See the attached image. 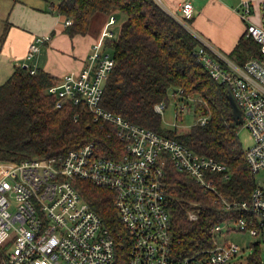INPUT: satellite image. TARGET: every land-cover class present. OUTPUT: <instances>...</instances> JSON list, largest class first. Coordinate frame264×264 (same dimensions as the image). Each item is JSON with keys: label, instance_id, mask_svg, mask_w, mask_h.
<instances>
[{"label": "built area", "instance_id": "1", "mask_svg": "<svg viewBox=\"0 0 264 264\" xmlns=\"http://www.w3.org/2000/svg\"><path fill=\"white\" fill-rule=\"evenodd\" d=\"M179 8L180 18L174 17L198 41L197 60L214 81L227 88L240 110L241 126L252 138L245 159L255 179L264 169V2L259 6V23L248 22L244 34L258 45L259 56L243 64L189 28L187 21L194 16L189 0ZM252 11V2L242 1L238 14L247 20ZM71 24L65 19V27ZM116 24V18L109 16L84 66L66 73L46 94L55 99V110L67 104L84 106L94 122L110 128L122 153L116 158L102 157L90 143L59 157L0 161V247L5 248V264H229L242 250L224 237L234 231L255 237L264 256V187L256 183L247 200H230L214 180L217 174L229 179L226 165L102 107L105 84L115 65L106 43L117 39ZM45 40L39 37L30 44L26 61L34 58ZM22 66L35 74L34 67ZM175 97L176 118L186 111L198 116L196 99L184 97L182 90ZM166 108L160 102L154 111L161 116ZM208 120V115H200L194 124L204 125ZM169 167L212 194L221 212L240 214L211 229L209 247L181 259L174 254L168 212L165 172ZM81 181L114 193V208L126 231L123 236H113L82 200ZM187 217L195 221L198 215L188 211Z\"/></svg>", "mask_w": 264, "mask_h": 264}, {"label": "trees", "instance_id": "2", "mask_svg": "<svg viewBox=\"0 0 264 264\" xmlns=\"http://www.w3.org/2000/svg\"><path fill=\"white\" fill-rule=\"evenodd\" d=\"M48 1L55 15L72 21L66 28L70 36L88 33L95 16H114L116 21L122 17L118 38L106 43L115 65L105 84L102 107L226 165L229 179L215 175L217 188L230 200L249 198L256 181L238 138L242 126L233 120L230 93L197 60L199 43L177 18L155 0ZM229 56L243 64L259 56V47L252 39H241ZM54 83L43 70L30 74L28 68L19 66L0 85V161L59 157L90 143L96 145L100 156L118 157L120 143L108 126L93 121L84 106L67 104L61 110L54 109L55 99L46 94ZM179 90L184 97L196 99L198 116H209L206 124H194L184 133L162 128L154 106L168 104L170 92L175 100ZM165 180L178 259L209 247L211 229L240 216L221 212L212 194L204 193L173 168L166 170ZM78 190L113 236L126 233L114 208L112 191L85 181L78 182ZM188 211L195 212L197 220L189 221ZM125 253L123 249L121 255ZM4 254L5 248L0 247V264H5ZM251 264H258L257 255Z\"/></svg>", "mask_w": 264, "mask_h": 264}, {"label": "crops", "instance_id": "3", "mask_svg": "<svg viewBox=\"0 0 264 264\" xmlns=\"http://www.w3.org/2000/svg\"><path fill=\"white\" fill-rule=\"evenodd\" d=\"M160 1L172 16L180 18L179 6L187 0ZM189 1L194 9L190 28L224 55H230L240 40L245 39L248 22L259 23V6L264 2ZM242 1L253 4V11L247 20H242L238 14ZM50 4L48 0H0V85L23 64L43 70L55 82L66 73L78 72L84 66L91 46L100 37L108 16L93 17L88 33L70 36L66 31L68 26H64L65 19L55 15ZM119 29H116V38ZM39 37H45L46 40L34 58L26 61L30 44Z\"/></svg>", "mask_w": 264, "mask_h": 264}, {"label": "rangeland", "instance_id": "4", "mask_svg": "<svg viewBox=\"0 0 264 264\" xmlns=\"http://www.w3.org/2000/svg\"><path fill=\"white\" fill-rule=\"evenodd\" d=\"M117 24L114 26L115 29L120 28V24L122 23V17H117ZM188 24V23H187ZM189 28L191 27L188 24ZM119 27V28H118ZM117 33V30H116ZM172 93H169L167 108L164 110L161 115L162 120V128L166 130H175L178 132H187L190 127L195 123L197 115H194L192 112H183L177 118L175 117L176 113V103L177 97L175 100L172 98ZM239 141L243 147L246 149L251 146L252 138L247 129L240 127L238 132ZM255 181L258 185L264 187V169H262L258 174L255 175ZM228 243H235L241 247V252L238 253L229 264H251V259L254 255L258 257V264H264V256L260 251V247L257 246V240L255 237H252L247 232L234 231L230 234L227 233L224 236Z\"/></svg>", "mask_w": 264, "mask_h": 264}, {"label": "water", "instance_id": "5", "mask_svg": "<svg viewBox=\"0 0 264 264\" xmlns=\"http://www.w3.org/2000/svg\"><path fill=\"white\" fill-rule=\"evenodd\" d=\"M228 99H229L231 109H232L233 120L236 124L240 125L242 123V117H241L240 110H239L238 106L236 105L234 99L232 98V96L230 94H228ZM2 259L4 261L3 256H2Z\"/></svg>", "mask_w": 264, "mask_h": 264}]
</instances>
